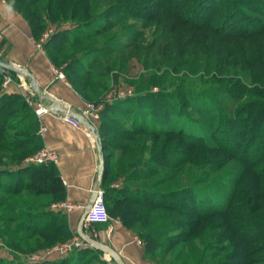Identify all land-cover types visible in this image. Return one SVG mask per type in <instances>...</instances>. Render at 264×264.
I'll list each match as a JSON object with an SVG mask.
<instances>
[{
    "label": "rangeland",
    "instance_id": "obj_1",
    "mask_svg": "<svg viewBox=\"0 0 264 264\" xmlns=\"http://www.w3.org/2000/svg\"><path fill=\"white\" fill-rule=\"evenodd\" d=\"M7 1L27 20L31 31L34 21L36 25L41 22L37 35L32 32L39 45H44L55 35L57 38L58 33L68 35L62 38V41L67 43L60 51L52 54V51L50 52L45 46L44 48L56 66V74L57 71H62L63 79L71 83L77 94L84 98L86 109L81 112L93 108L94 113L89 111L88 114L98 126L101 118L104 117L102 112L107 109L105 118L114 119L126 126H132L133 123L143 120L146 125L174 131L183 128L185 132L194 129V131L210 133L212 129H209L210 124L207 123L210 117L215 115L214 123L219 124V120L223 124L227 118L226 114L235 115L237 106L244 100L231 98V93L227 91V88L241 89L240 86H233L234 81L242 79L251 86L259 85L256 82L257 78L248 70L250 59L244 61L247 59L246 54L242 55L238 47L220 38L222 33L216 31V28L224 24L226 13L230 10L228 6L218 11L210 23V28L205 22L202 23L204 19L200 14L210 15L203 9L211 0H26L15 3ZM211 7L216 8V4ZM241 9L243 10L242 7ZM27 15H30L32 23ZM73 39L77 40L72 41ZM119 41L121 46L116 45ZM244 43L247 44V40L240 45ZM53 47L58 46L55 44ZM88 50L90 53L86 55ZM91 54L94 57L89 58ZM76 55L84 60L82 62L84 66H80L78 72L80 77L68 73L70 71L68 62ZM0 60L8 62L2 53ZM84 69H90L88 77L94 80L93 82L83 83L81 77H87ZM149 78L150 83L147 82ZM260 85L264 87V84ZM10 87H14L15 90H10ZM0 92L23 95L34 111L40 128V119L36 113L38 96L30 85L29 77L17 71L7 70L3 78L0 77ZM143 93L154 95H139ZM187 95H193L197 100H193L194 103L187 102L185 101ZM246 95L257 94L250 92ZM139 97L142 100L138 103ZM152 97L159 99V102L153 105L150 100ZM250 98L258 99L257 96ZM119 100H122L121 104L127 108L120 111L108 108L109 104ZM30 113L31 110L26 107L8 121L9 131L0 135V165L6 160H9L7 165L16 164L20 160L21 164L34 162L32 158L42 148L41 145L23 152L24 154L3 150L5 147H11L14 142L18 144L25 139L28 134L24 133L30 134L34 131L29 128L21 134H12V130H20L18 125L30 120ZM204 113L208 114V118ZM229 128L219 124L215 131L222 138L225 136L231 138ZM116 131L107 130L105 132L107 139L114 143L125 141ZM156 137L154 140L158 142L155 141L152 150H150L152 141L151 145L149 141L147 149L132 150L131 156L134 158L137 155L142 156L140 168L142 162H146V159H150L156 153L182 149L187 145L181 136ZM222 142L238 148L229 140L223 139ZM123 151L124 149L113 151L114 171L108 180L119 188L128 184L131 189L146 187L168 192L187 185L212 189L214 185L219 186L221 182L233 180L243 171L246 177L241 180L237 178L236 182L239 192L233 199L234 203L230 211L233 214L218 213L207 216L203 218V224L197 226L196 231L192 233L188 227L179 226L181 218L173 212L150 207L148 227L138 222L130 228L131 239L136 241L137 245L145 247L147 230L168 225L169 230L164 236L159 237L164 243L166 239L167 244L161 245L152 253H148L144 248L142 257H148L152 264H220L225 259L229 260L230 264H241L243 256L235 255L234 247L237 242L241 245L244 242L233 238L240 230L232 229L228 224L243 222L257 227L259 219L264 221V176L251 182L247 176L254 170H246L242 161L233 157L230 151L196 148L192 150L190 158L180 165H172L168 168L157 165L150 172L142 171L143 174L139 173V170L140 175L130 179L126 176L127 165L123 166L118 161ZM166 159L175 161L177 157L168 156ZM262 165L259 164L258 168ZM6 191L0 187V195L3 196V202L0 203V262L1 264L40 263L43 258L39 257H46L45 253L40 252L45 246H32V237L17 238V231H22L21 228H24L27 222V218L18 213H21L22 209H43L48 206L51 197L34 196L23 190ZM217 192L218 190L214 189V193ZM221 193L225 192L221 191ZM177 203L180 206V202ZM183 209L187 207L184 206ZM8 214L17 218L10 220ZM113 220L114 218L111 217L108 222L98 224V228L106 232ZM189 232L192 233L190 236L192 238L183 240L184 242L179 240L183 234L189 236ZM249 235L252 238L246 243L251 249L253 248V252L248 256L245 264H264V235H255L252 232ZM74 236L72 234L57 244L72 241ZM81 241L83 245L80 248L73 247L70 252L83 249L85 260L82 264H106V261L116 264L108 253L94 248L82 237ZM105 242L110 243L107 239Z\"/></svg>",
    "mask_w": 264,
    "mask_h": 264
},
{
    "label": "trees",
    "instance_id": "obj_2",
    "mask_svg": "<svg viewBox=\"0 0 264 264\" xmlns=\"http://www.w3.org/2000/svg\"><path fill=\"white\" fill-rule=\"evenodd\" d=\"M10 1L15 3L17 1L24 2L26 0ZM215 4L216 8L211 7ZM227 6L230 10L226 13L225 21H223L224 24L216 28V31L222 33L220 38L225 40L227 43L238 47L242 55L246 54L245 57L247 59L244 61H248L250 59L248 61V70L253 77L257 78L256 82L259 84L258 86H251L249 83H246V81L244 82L242 79H239L234 81L233 86H240L241 89L236 90L227 88V91L231 93V98L244 99L237 106L236 114H226V121L223 122L224 126L226 125L228 128L230 127L229 132L232 134L231 138L228 136L222 138L217 135V131L215 130L219 124H223L222 121L220 122L219 120V124L214 123L215 115L209 118L210 121H207V123L210 124L209 129H212L209 133L205 131L199 132L198 130L194 131V129L185 132L183 128L178 131H174L173 129H164L162 127H155L154 125H146L143 120H140L138 123H133L132 126H126L114 119L110 120L105 118L108 112L107 109L102 112L104 117L101 118L99 131L100 141L106 159V173L103 179L102 188L105 192L106 205L110 216L113 218H119L128 228H133L138 222H140L141 225L148 227L150 224L148 209L153 207L173 212V214H176L181 218V223H178L179 226L188 227L193 233L196 231L197 226L203 224V218L207 216L218 213L233 214L230 212L234 203L233 199L239 192V188L236 185V182L238 181L237 178L241 180L244 179L246 175L242 171L238 173L240 175L235 176L233 180H227L224 183L221 182V184H219L221 187L217 184L214 185L212 189L211 187H200L199 185H187L173 192H168L158 191L146 187L131 189L128 184L119 188L111 186L108 181L110 175H112L114 171L112 158L113 151L116 149H124L123 154L120 155L118 161L120 164H123V166L127 165L128 172L126 176L130 179L136 178L140 175L139 173L143 174L142 171L150 172V170H152V168H156L155 166L157 165H162L163 168H168L172 165H180L190 158L192 150L196 148L223 149L230 151L233 153V157H237L242 161L246 170H254L249 172V176H247L248 180L251 182H255L264 176V165H262V162L264 164V87L260 85L264 84V0H211L210 4L205 5V8L203 9L208 11L210 15L200 14V16L204 19L202 23L205 22L206 26L210 28V23L213 21V18L216 16L218 11H221L222 8H227ZM27 16L31 19L30 15ZM41 25V22H39V25H36L35 21L32 23V32L35 35H37ZM65 35V33H58L57 38V35H55L54 38L51 39L52 41L49 40L47 43H44L45 48L49 49L50 52L52 51V54L60 51L67 43V41H62V38H64ZM67 36L68 35L65 37ZM76 40L77 39H73L72 41ZM246 40L247 44L244 43L240 45ZM55 44L58 47H53ZM116 45L121 46V42L119 41ZM88 52L89 50L84 53L87 55L90 53ZM247 53L249 54L247 55ZM92 56L94 57V55L91 54L89 58ZM83 61L84 60L81 59V56H74L68 62L70 70L68 73H71V76L77 75L80 77L81 75L78 72H80V66L82 67ZM89 70L90 69H84L87 77H81L84 84L94 81L88 77L90 75ZM3 75L4 74L0 72L1 78H3ZM147 82H151L150 78ZM250 92L257 95H246L250 94ZM139 95L154 94L143 93ZM245 96L248 97L244 98ZM251 96H257L258 99L250 98ZM195 99L197 100L195 96L193 97V95H187L185 101L194 103L193 100ZM137 100L139 103L142 99L139 97ZM150 100L153 105L159 102V99L154 97ZM121 103L122 100L116 101L109 104L108 108L119 111L123 110L126 106ZM26 107L31 110L29 115L30 120L22 125H18L20 130H12V134H21L22 131L25 132L29 128L34 131L30 134L24 133L28 134L25 139L19 141L18 144L14 142L11 147H5L3 149L5 152L24 154L23 152L33 149L36 146H40L42 138L38 134L39 121L34 111L31 109V106H29L24 99L23 95L0 92V135L5 131H9V128L7 127L8 121L12 119L18 111ZM112 115H114V113H112ZM204 116L208 118L207 113H204ZM107 130H117L116 132L118 135L123 136L122 138H124L125 141L117 143L110 142L111 140H108L105 135ZM160 135L181 136L185 139L187 145L183 146L182 149L156 153L150 159H146V162H142V166L140 168L139 164L142 156L137 155L134 158L131 156L132 150H142V148L147 149L149 141L150 145L152 141L150 148V150H152L153 146L156 144L155 141L158 142V140H154V138H157L156 136ZM223 139L229 140L238 148L231 147V145L229 146L223 143ZM168 156H175L177 159L175 161L166 159ZM143 160L144 158L142 161ZM7 163H9V160H6L3 165H0V187L7 190L6 192H19L23 190L25 193L30 195L51 197L48 206L43 209L20 210L21 213H18V215L21 214L27 218V222L25 223L24 228H21L22 231H17V238L30 239V237H32V246L40 247L41 245L47 246L56 241L72 236L73 232L68 225L66 215L60 211H55L49 208L52 201L65 198L67 193L66 186L61 178V175L56 170L54 162L47 161L41 163L32 162L30 164H21L20 160L16 164L7 165ZM259 164L262 165L260 168H258ZM214 189L218 190V192L214 193ZM221 191L226 194L221 193ZM2 202L3 196L0 195V203ZM177 202H180V206ZM255 204L257 205L258 203ZM184 206H186L187 209H183ZM191 211H193V213ZM7 216L10 220L17 218L12 214H8ZM257 222L259 223L257 227H252L253 225L244 224L243 222H241V224L229 222L228 224L230 228L240 230L233 238L238 241L243 240L244 242V244L241 245L236 241L237 244L234 247V254L243 256L241 264L247 263L246 259H248L250 253L252 254L253 252V248L251 249L246 243L247 241H250V238H252L249 234L252 232V234L255 233V235H264V221L259 219ZM168 230V225L157 226L147 230L144 247L145 251L152 253L161 245L167 244L166 239L164 243V241H160L159 237L161 235L164 236ZM192 233L189 232V236L188 234H183L179 240L185 241L192 238L190 237ZM83 254V249H76L72 253L69 252L66 254L64 258L59 261H42L36 264H82L85 260ZM105 263L111 264L108 261ZM220 264H230V261L225 259Z\"/></svg>",
    "mask_w": 264,
    "mask_h": 264
},
{
    "label": "crops",
    "instance_id": "obj_3",
    "mask_svg": "<svg viewBox=\"0 0 264 264\" xmlns=\"http://www.w3.org/2000/svg\"><path fill=\"white\" fill-rule=\"evenodd\" d=\"M0 53L6 56L8 62L26 66L47 94L56 97L66 107L83 111L84 98L77 94L71 83L57 76L56 66L47 55L44 45L37 43L27 20L7 0H0ZM10 90L15 88L10 87ZM38 117L41 125L47 127L43 134L38 131L42 138L41 146L56 151L58 159L54 165L67 190L65 198L52 201L49 208L66 215L68 225L75 235L74 239L78 235L79 221L97 177L99 143L89 128L76 125L57 112L47 110ZM90 120L100 134L97 123L91 118ZM111 186L118 185L112 183ZM63 202H71L73 207L66 209L61 205ZM89 222L85 220L84 231L100 241H110L108 244L122 254L127 264H152L148 257H142L144 246L137 245L131 239L132 231L121 220L114 218L106 232L98 228V224H103L102 222ZM57 242L59 241L43 247L40 252L45 253L46 257L39 258H43V261L63 259L66 254L56 248Z\"/></svg>",
    "mask_w": 264,
    "mask_h": 264
},
{
    "label": "water",
    "instance_id": "obj_4",
    "mask_svg": "<svg viewBox=\"0 0 264 264\" xmlns=\"http://www.w3.org/2000/svg\"><path fill=\"white\" fill-rule=\"evenodd\" d=\"M7 70H13L19 72L21 75L25 77H29L30 85L33 87L34 92L38 96L39 102L45 106L49 111L57 112L64 116H70L77 119L82 125L89 128L92 134L95 136V139L99 143V169L97 173V177L92 189V193L88 199V202L84 208L82 216L78 225V234L85 239L88 243H90L94 248L100 249L110 255V257L115 261L116 264H127L124 260L122 254L115 249L112 245L102 242L96 239L93 236H90L84 231L85 225V217L89 212L92 204L95 201L98 190L102 188L103 179L106 173V159L103 153V147L100 141V134L96 130L95 124L87 117L84 112L74 110L70 107H66L62 103H60L56 97L53 95L47 94L39 85L37 78L35 75L24 65L15 63V62H4L0 60V72L3 74L7 73Z\"/></svg>",
    "mask_w": 264,
    "mask_h": 264
},
{
    "label": "built area",
    "instance_id": "obj_5",
    "mask_svg": "<svg viewBox=\"0 0 264 264\" xmlns=\"http://www.w3.org/2000/svg\"><path fill=\"white\" fill-rule=\"evenodd\" d=\"M57 76L64 78V73L62 71H57ZM47 110L48 109L38 101V105L36 108L37 114L40 116L44 111ZM92 110L93 108L91 109L88 108L87 111L84 112L89 119L91 117L89 116L88 113L89 111L91 113H94V111ZM65 117L70 121L74 122L76 125H82L77 119L73 117L70 116H65ZM39 130L40 133L43 134L47 130V127L44 124H42ZM57 159H58V155L56 151L48 147H42L32 158V160L37 163L47 162V161L56 162ZM61 205L66 209H71L73 207V203L71 202H63L61 203ZM110 218L111 216L107 209L106 200H105V192L101 188L100 190H98L95 201L92 204L89 212L87 213L85 220L88 222L91 221V222L104 223V222H108ZM82 243L83 242L81 241V236L78 234L72 241L57 245L56 248L60 250L62 253H68L73 249V247L80 248L83 245Z\"/></svg>",
    "mask_w": 264,
    "mask_h": 264
}]
</instances>
